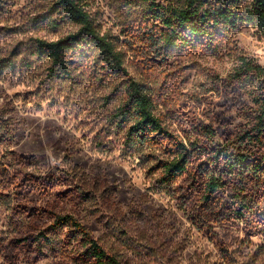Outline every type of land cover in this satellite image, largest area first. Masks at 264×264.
<instances>
[{"label":"rangeland","instance_id":"rangeland-1","mask_svg":"<svg viewBox=\"0 0 264 264\" xmlns=\"http://www.w3.org/2000/svg\"><path fill=\"white\" fill-rule=\"evenodd\" d=\"M2 1L0 59L15 67L0 73V264H89L80 234L50 232L59 215L74 217L122 264H264V214L251 226L223 219L200 231L186 181L161 187L160 170L127 151L126 128L114 117L120 79L89 61L68 78L48 74L49 61L32 52L36 39L57 40L77 25L38 26L32 18L52 0ZM82 2L103 33L119 37L130 75L148 85L155 113L179 136L214 123L218 96L209 89L217 73L240 56L264 66V35L248 25L219 48L173 54L154 68L126 34L144 27L138 0ZM244 122L235 113L232 128ZM45 235L46 246L26 241Z\"/></svg>","mask_w":264,"mask_h":264},{"label":"trees","instance_id":"trees-1","mask_svg":"<svg viewBox=\"0 0 264 264\" xmlns=\"http://www.w3.org/2000/svg\"><path fill=\"white\" fill-rule=\"evenodd\" d=\"M132 3V2H131ZM0 0V10L3 5ZM143 28L133 35L141 43L139 55L150 66L164 69L170 55L189 50L219 48L225 37L252 26L264 35V0H138ZM137 9V8H135ZM140 17V18H139ZM38 25L58 28L63 22L77 25L75 32L57 40L37 38L33 53L49 61L51 77L68 78L89 61L100 74L120 79L116 91L121 101L114 117L126 128L127 151L160 170L161 187L186 181L187 194L197 201L194 224L205 231L213 221L232 219L246 226L260 223L264 214V66L240 56L226 73H217L213 85L214 123H195L182 136L169 129L154 110L149 87L133 78L125 66L119 37L102 32L82 0H52L50 8L34 16ZM155 56V58H151ZM15 67L9 57L0 59V73ZM236 116L244 120L232 128ZM161 151L164 157L157 154ZM68 228L81 235V260L89 264H122L91 236L74 217L59 215L50 232ZM26 239V238H25ZM46 246L45 235L28 241Z\"/></svg>","mask_w":264,"mask_h":264}]
</instances>
